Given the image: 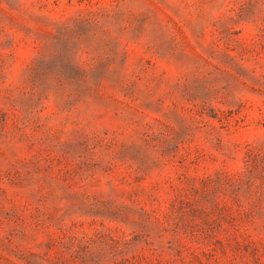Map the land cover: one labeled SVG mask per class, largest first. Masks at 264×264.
<instances>
[{
	"label": "rangeland",
	"instance_id": "1",
	"mask_svg": "<svg viewBox=\"0 0 264 264\" xmlns=\"http://www.w3.org/2000/svg\"><path fill=\"white\" fill-rule=\"evenodd\" d=\"M0 264H264V0H0Z\"/></svg>",
	"mask_w": 264,
	"mask_h": 264
}]
</instances>
